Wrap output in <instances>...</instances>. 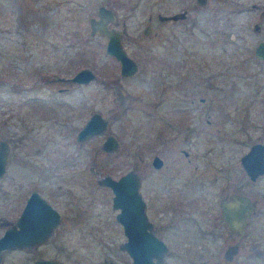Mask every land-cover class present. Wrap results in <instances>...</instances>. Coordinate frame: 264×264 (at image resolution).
I'll return each mask as SVG.
<instances>
[{
    "label": "rangeland",
    "instance_id": "1",
    "mask_svg": "<svg viewBox=\"0 0 264 264\" xmlns=\"http://www.w3.org/2000/svg\"><path fill=\"white\" fill-rule=\"evenodd\" d=\"M251 1H188L185 17L160 20L157 12L181 10L185 0H0V138L10 143L0 176V233L17 212L12 197L33 185L62 212L43 243L2 249V264H22L38 253L73 264L103 257L133 264L119 246L125 234L112 190L96 181L98 174L118 176L130 168L140 176L147 216L168 246L163 259L224 264L233 233L215 231L216 220L221 223L215 185L232 173L246 176L241 153L264 141V57L253 50L264 38V13ZM100 3L114 9L108 25L121 31L125 50L141 56L138 71L121 75L119 61L105 50L107 36L89 31L88 17ZM147 21L157 32L144 36ZM169 50L185 61L177 62L168 84L158 83L150 58L166 61L174 57ZM81 65L96 76L70 80ZM94 110L108 118L105 130L77 140L75 131ZM106 132L118 138L113 150L100 145ZM155 153L160 167L151 162ZM170 176L186 177L185 183ZM190 178L197 187L186 183ZM253 187L261 198L264 173ZM70 208L78 216L69 217ZM186 212L213 230L201 236ZM255 223L230 258L238 264H264V219Z\"/></svg>",
    "mask_w": 264,
    "mask_h": 264
},
{
    "label": "water",
    "instance_id": "2",
    "mask_svg": "<svg viewBox=\"0 0 264 264\" xmlns=\"http://www.w3.org/2000/svg\"><path fill=\"white\" fill-rule=\"evenodd\" d=\"M183 15V10L172 13H158L159 18H176ZM115 18L114 9L100 3L96 7V15L88 17L89 31L106 35L105 50L119 59L120 74H132L137 69V62L125 51L120 40L121 31L108 25V22ZM147 26L148 24L144 25L143 31H146ZM254 53L259 57L264 56V39L257 41L254 46ZM95 76V72L90 66L81 65L69 78L77 82H87ZM107 123L108 118L98 110H94L87 116L84 123L78 127L75 138L84 140L91 135L100 133L105 130ZM100 145L105 150H113L118 145V138L113 133L106 132ZM8 149L7 140L0 138V176L5 169ZM151 162L154 166H159L162 158L155 153L151 158ZM240 162L250 177H255L257 174L264 172V141L251 142L240 155ZM96 181L108 185L112 190L111 203L118 208L115 212V218L121 223L125 234V238L119 242V246L128 252L132 263L160 264L158 260L163 259L168 246L151 228V220L145 211V199L139 190L140 176L137 171L130 168L118 176L104 172L97 175ZM244 199L245 196L234 194V201L224 204L222 209V214L228 225L240 232H242L245 217L251 209V203L245 206L240 204ZM238 203L241 205V207L237 206L240 209L235 206ZM36 207L41 208L39 214L41 228H38V215L34 213ZM58 220L59 213L57 209L36 191H31L16 218L15 224L6 226L0 233V264H2V249L47 238ZM236 248V243L227 245L224 250L225 256L230 257ZM102 259L97 264H118L109 257H103ZM25 264L66 263L51 256H40Z\"/></svg>",
    "mask_w": 264,
    "mask_h": 264
},
{
    "label": "flooded vegetation",
    "instance_id": "3",
    "mask_svg": "<svg viewBox=\"0 0 264 264\" xmlns=\"http://www.w3.org/2000/svg\"><path fill=\"white\" fill-rule=\"evenodd\" d=\"M188 1L189 2L194 1V3L203 4L207 0H185V3H183V4L180 5V7H182L181 10L184 11V15L183 16H179V17H176V18H159L158 13H161V12H157L156 15H157V17L160 20L183 18L187 14L186 8L190 6V3ZM250 4L252 6H254V7H259L260 10H261V13H264V0H255V1L252 0ZM181 10H177V11H181ZM172 12H176V11H172ZM172 12H168V13H172ZM145 24H148V26H147L146 31H143ZM145 24L142 27V35L148 36L150 34V32L152 31V27H151L150 21L145 22ZM253 26H254L255 29H257L259 27V24L257 22H255ZM152 32L155 34L157 31L154 29ZM138 37L139 36L137 34V40H138ZM260 39H264V38H259L258 40H260ZM255 44H254V46H255ZM137 47H141V45H140V43L138 41H137ZM253 50H254V47H253ZM127 54H129V53L127 52ZM166 54L167 55H170V56H174V57L173 58H170L169 57V58H167L166 61H164V60H161L160 55L157 56L158 54H155L153 57L150 58V61H151V70L154 72L153 75H152V78L153 77L156 78V82H158V83L162 82V83H167L168 84V82H170L169 80H167V78L169 77V75L170 74H173L175 71H177L175 65H180L177 62L185 61V59L182 58V53L179 54L178 52H176V50H169V53L166 52ZM137 56L140 59H142L141 56L138 53H137ZM131 57H133V56H131ZM138 57H137V59L135 57H133L136 60V62H137V71L140 68V66H139L140 59ZM257 57H259V56H257ZM263 57H259V58H263ZM145 58H147V57H145ZM116 59L119 61L118 58H116ZM157 59H160V60H157ZM164 69H166V73L164 75H162V71ZM68 78H69V76H68ZM74 137H75V133H74ZM7 143H8V146L10 148V143H9L8 140H7ZM8 151H9V149H8ZM162 163H163V161L161 162V164L159 166H155V167H160L162 165ZM34 166L35 165H30L28 167H34ZM242 167H243V165H242ZM5 168H6V163H5ZM89 168L92 169V165H89ZM243 169H244V171L246 173V176H239V177H237L234 173H232L230 175L224 176L221 180L217 181V183L215 185V189L218 191V196L216 198V205H215V207H216V211L218 213L217 214L218 219L221 221V223H218L217 220H216V223L214 224V226L217 227L218 229H216L215 231L220 230L219 228H221V227L226 228V231H228L230 233H233V240L230 241V243H228L227 245H229L231 243H236V246H237L236 250L233 252V254L230 257H227L224 254V250H225V248H226L227 245L225 246V248L223 249V254H224V257L226 258L224 264H238V263H236V259H230V258L234 255L235 252H237L238 246H239V243H240V240L245 236V234H247L248 227H253L254 225H257V223H255L257 221V218H263L264 219V193H261V198H258L257 195H254V187H253L254 179L259 178L261 176V174H263L264 172H261V173L257 174L255 177H250V175L246 172V170H245L244 167H243ZM4 171H5V169H4ZM16 172H18V171H15L13 169L12 170V175L13 176L17 175ZM171 178L172 179H175L176 181H179V179H182V183H185V181H183V180L186 179V177H182V176L181 177L180 176H177L176 178L171 177ZM38 180H40V177H38ZM196 180H195V178H190V181L188 180V182H186V183H188L189 186H190V183L189 182H191L192 183V186L194 185L195 187H197V185H195V184H199L200 182L199 181H196ZM139 186H140V183H139ZM187 188H188V186H187ZM33 190L36 191L40 196H43L45 199H47V201L57 209V211L59 213V220L57 221V223L55 225L56 226L59 225V223L61 221V217H62V212L44 194H42V192L40 191L38 185H33V186H31V187L28 188V190L26 191V193H24V192L20 193L17 196L18 198L17 197H12V198H15V201L16 200L18 201L16 203V207H14V209L17 212L14 213V215L12 216L10 222L6 226H11V225L15 224L16 218L19 215V213H20V211H21V209H22V207H23V205H24V203H25L28 195ZM185 190H188V189L185 188ZM197 190L199 192L200 189L198 188ZM155 192L157 193V189H156ZM177 193H179L178 190L176 191L175 194H177ZM180 194H178L176 196L177 197H180ZM182 194H183V192H182ZM194 194H196V192L193 193V196L195 197ZM234 194L245 196V199L240 202L241 205L245 206V205H249L251 203V209L249 210L248 215L245 217V221H244V224L242 226V232H240L236 228L230 227L228 225L227 221L225 220L223 214H222L223 205L224 204H227L229 202H233L234 201ZM193 199L194 198L190 199L189 201L192 202ZM196 199H194V200H196ZM197 200H199V199H197ZM177 202H178V204L180 206H181L180 203H184L181 198H179L177 200ZM146 204H147V202L145 201V208H146ZM193 204L196 205L197 202H193ZM240 204L238 203L235 206L237 207L239 205L241 207ZM13 205H14V201H13ZM196 206L198 207V204ZM240 207H237V208L240 209ZM40 212H41V208L40 207L34 208V213L38 215V221H39L38 228H41V226H42V225L40 226V220H41L40 217H39ZM67 213L69 214V217H71V218H73V216H78L76 214V211H73V209H71V208L69 209V212H67ZM83 214L84 213H82V212L79 213V216H80L79 218H82L83 219L85 217V215L83 216ZM186 218L187 219L192 218L193 222H195V223L197 222V218L196 217L193 218V217L189 216L188 215V212H186ZM150 220H151V228L157 234V230H156V226L154 224V221L152 219H150ZM189 225H191V224H189ZM195 225H197V228L195 230H197L198 233H201L200 234L201 236L204 234V232H209V231H212L213 230L210 227H200V224L199 223H196ZM182 229H183V231L190 230V228H188L187 225H184V227ZM192 230H194V228H192ZM43 242H44V239H42V240H33L32 242H30L28 244L16 245V246H13V247H22V246H25V247H35V246H37V245H39V244H41ZM13 247H10V248H13ZM40 256L48 257V256H51V255H43L42 253H38L36 255H33L31 258H28L27 260H25L22 264L31 262L36 257H40ZM51 257L57 258V259L61 260L62 262L66 263V264H73V263H71L69 261H66L65 259H62V258H58V257H55V256H51ZM101 260H103V259H98L95 263H91V264H97ZM182 262H183V264H195L196 262H199L198 264H209V259L208 260H206V259H183ZM228 262H230V263H228ZM158 263H160V264H170L168 262V259H159L158 260ZM213 264H218V263H213Z\"/></svg>",
    "mask_w": 264,
    "mask_h": 264
}]
</instances>
